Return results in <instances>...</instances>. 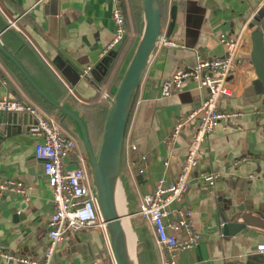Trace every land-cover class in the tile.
<instances>
[{
	"label": "crops",
	"instance_id": "crops-1",
	"mask_svg": "<svg viewBox=\"0 0 264 264\" xmlns=\"http://www.w3.org/2000/svg\"><path fill=\"white\" fill-rule=\"evenodd\" d=\"M121 4L129 36L115 48L113 56L102 57L113 33L109 0H0V44L52 100L81 118L97 147L110 104L103 93L113 97L122 76L118 83L116 79L142 29V14L139 29L129 14V0H121ZM165 4L160 41H172L176 46L158 43L146 65L119 164L124 213L138 236V263L161 264L152 229L135 214L141 197L158 181L169 183L177 177L192 132L186 130L174 142L166 140L176 120L193 110L205 94L185 80L163 98L161 84L177 71L195 66L197 57L222 56L224 46L219 38L225 35L239 37L240 54L231 79L233 95L222 99L220 108L240 115L233 123L221 121L202 145L203 158L182 197V205L192 210L200 241L196 248L181 252L177 261L264 264V252L256 249L264 244V232L249 228L224 236L220 214L221 205L230 197L251 204L253 209L264 204V114L261 101L254 99L255 74L250 62L251 33L257 28L264 33V0H165ZM88 67L89 74L80 76L78 72ZM4 97L35 105L47 116L55 117L65 133L74 135L77 142L78 137L81 140L76 123L48 104L0 52V99ZM41 140L25 131L0 144V182H18L29 188L28 200L17 193L0 195V250L14 257L40 260L48 243L53 213L51 190L33 151ZM132 145L136 147L134 152L130 150ZM84 155L87 158L85 150ZM140 155L147 158L143 175L128 166ZM65 163L68 169L75 168L78 159L69 156ZM201 172L217 174L212 189L200 184ZM0 264L19 263L0 257ZM53 264H106L103 232L91 228L67 234L57 247Z\"/></svg>",
	"mask_w": 264,
	"mask_h": 264
},
{
	"label": "built area",
	"instance_id": "built-area-1",
	"mask_svg": "<svg viewBox=\"0 0 264 264\" xmlns=\"http://www.w3.org/2000/svg\"><path fill=\"white\" fill-rule=\"evenodd\" d=\"M109 2L112 6L110 17L113 33L101 52L102 57L113 52L129 36L121 0ZM219 40L224 46L222 56L211 59L197 57L195 66L177 71L161 84L163 98L169 97L173 89L180 88L186 79H193L198 89L205 93L193 110L176 120L166 140L174 142L186 130L192 132L177 177L169 183L165 180L158 181L151 192L141 197L135 214L152 229L161 253V264H178V255L181 252L192 250L199 244L200 235L192 220V210L189 205H182V197L187 192L191 174L203 158L201 148L207 137L221 121L231 120L233 123L240 115L238 112L220 108L221 100L233 95L231 79L240 54L239 37L233 39L221 35ZM158 43L168 47L176 46L172 41L159 40ZM90 71L91 68L88 67L81 71L80 76H87ZM103 97L112 99L105 92ZM0 112L25 113L35 120L36 123L30 125L27 131L42 139L34 146L33 151L35 159L42 163L43 175L51 190L53 207L48 243L42 259L14 257L1 250L0 257L19 264H53L57 247L67 234L93 228L104 234L106 264H116L104 222L98 211L92 181L84 167L86 161L76 139L64 132L55 117L45 115L35 105L23 100L7 97L0 99ZM234 125L239 128L236 123ZM130 150L134 152L136 147L132 145ZM69 156L78 159L77 167H66L65 160ZM239 163L240 161L236 162ZM128 166L137 175H143L147 169V158L140 155L131 160ZM217 177L215 173L201 172L198 178L204 188L212 189ZM28 190L27 186L18 182H0V195L2 192L17 193L28 200ZM256 249L260 253L264 252V244L258 245Z\"/></svg>",
	"mask_w": 264,
	"mask_h": 264
},
{
	"label": "water",
	"instance_id": "water-1",
	"mask_svg": "<svg viewBox=\"0 0 264 264\" xmlns=\"http://www.w3.org/2000/svg\"><path fill=\"white\" fill-rule=\"evenodd\" d=\"M140 1L142 31L113 97L109 100V110L96 153L91 149L87 130L81 118L52 100L34 82L18 60L0 44V52L16 66L32 88L54 109L73 120L78 126L91 169L98 211L104 222L105 232L116 264H139L136 251L138 236L133 232L136 236V243L134 255H132L128 234L123 227L122 220H128L130 229L131 224L128 214L120 213L118 210L115 185L119 183L120 157L135 95L146 65L158 45L161 33L159 1ZM250 38V62L255 74V80L252 83L254 99L261 101V114H264V33L260 28H257L251 33ZM107 56H113V52ZM108 58L110 59V57ZM67 63L70 68L75 69L71 62L67 60ZM35 123L32 116L25 113L0 112V144L5 139L27 131L29 126ZM220 214L224 222V236H232L249 228L264 232V204H259L256 209H253L251 204L240 203L237 202V199L230 197L221 205Z\"/></svg>",
	"mask_w": 264,
	"mask_h": 264
},
{
	"label": "trees",
	"instance_id": "trees-1",
	"mask_svg": "<svg viewBox=\"0 0 264 264\" xmlns=\"http://www.w3.org/2000/svg\"><path fill=\"white\" fill-rule=\"evenodd\" d=\"M159 1V5H160V11H161V16H162V21H163V10L165 8V0H158ZM121 6L123 7V5L121 4ZM125 7V6H124ZM129 14L131 16V19L134 21L133 23L138 27L139 26V29L141 28V2L140 0H129ZM163 24V23H162ZM137 43L135 44V46L132 48V51L131 53L129 54V56L127 57L126 61H125V64H124V68L122 70V72L120 73V75L118 76V78L116 79V82L118 83L120 77L122 76L123 72H124V69L127 67L133 53H134V50H135V47H136ZM115 55V54H114ZM115 58V56L113 57ZM112 58V59H113ZM111 61V60H110ZM117 85V84H116ZM128 125V124H127ZM96 153V151H95Z\"/></svg>",
	"mask_w": 264,
	"mask_h": 264
},
{
	"label": "bare ground",
	"instance_id": "bare-ground-1",
	"mask_svg": "<svg viewBox=\"0 0 264 264\" xmlns=\"http://www.w3.org/2000/svg\"><path fill=\"white\" fill-rule=\"evenodd\" d=\"M115 197H116V202H117L119 212L124 213L125 212L124 211V197H123V193L121 191V187H120L119 183H116V185H115ZM122 224H123V227L128 234V240H129V245L131 248V254L134 255L136 236L133 233V231H131L130 225H129V222L127 219L122 220Z\"/></svg>",
	"mask_w": 264,
	"mask_h": 264
},
{
	"label": "rangeland",
	"instance_id": "rangeland-1",
	"mask_svg": "<svg viewBox=\"0 0 264 264\" xmlns=\"http://www.w3.org/2000/svg\"><path fill=\"white\" fill-rule=\"evenodd\" d=\"M141 11H142V9H141ZM261 14H264V10H262L261 11ZM142 25H143V21H142ZM263 28V27H262ZM141 31H142V29H141ZM140 34H141V32H140ZM139 37H140V35H139ZM139 39V38H138ZM138 43V42H137ZM136 48V47H135ZM188 82H192L193 84H196V82L193 80V79H186ZM197 85V84H196ZM45 115H46V113H45ZM70 119V118H69ZM75 133H76V136L78 135V130H75ZM88 134V133H87ZM74 136V135H73ZM88 139H89V144H90V146H91V149L93 150V152L95 153V151L97 152V150H98V147H97V144L95 143V140H94V138H92L91 136H89L88 135ZM78 142H80L79 143V145H80V147H81V152H82V156H83V159H84V161H86V163H85V170H86V172L88 173V175L90 176V178H91V181H92V174H91V169H90V166H89V163H88V159L85 157V155H84V148H83V145H82V143H81V140L79 139V137H78ZM185 195V194H184ZM136 251H137V248H136Z\"/></svg>",
	"mask_w": 264,
	"mask_h": 264
}]
</instances>
